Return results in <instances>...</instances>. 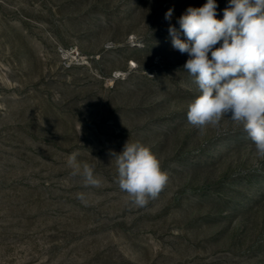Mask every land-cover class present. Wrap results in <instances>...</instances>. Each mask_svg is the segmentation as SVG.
I'll return each instance as SVG.
<instances>
[{
    "label": "rangeland",
    "instance_id": "obj_1",
    "mask_svg": "<svg viewBox=\"0 0 264 264\" xmlns=\"http://www.w3.org/2000/svg\"><path fill=\"white\" fill-rule=\"evenodd\" d=\"M206 2L0 0V264H264V159L228 116L187 123L199 89L168 28ZM127 141L169 175L144 207L115 183Z\"/></svg>",
    "mask_w": 264,
    "mask_h": 264
},
{
    "label": "clouds",
    "instance_id": "obj_2",
    "mask_svg": "<svg viewBox=\"0 0 264 264\" xmlns=\"http://www.w3.org/2000/svg\"><path fill=\"white\" fill-rule=\"evenodd\" d=\"M217 7L216 0L188 7L177 21L179 30L168 28L172 47L188 54L183 68L199 89V95L186 104L187 123L203 135L219 129L228 116L247 133L256 156L264 159V0H229L223 19L216 18ZM171 18L169 9L165 19ZM113 156L115 183L130 204L144 207L158 198L169 175L148 145L127 141ZM76 157L73 153L68 158L72 175H82L86 186L99 187L94 165H81ZM78 198L83 199L82 194Z\"/></svg>",
    "mask_w": 264,
    "mask_h": 264
}]
</instances>
